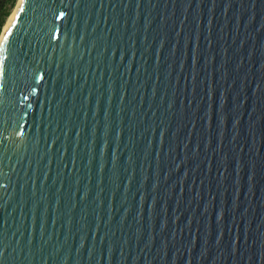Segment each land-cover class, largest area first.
I'll use <instances>...</instances> for the list:
<instances>
[{"label": "water", "instance_id": "obj_1", "mask_svg": "<svg viewBox=\"0 0 264 264\" xmlns=\"http://www.w3.org/2000/svg\"><path fill=\"white\" fill-rule=\"evenodd\" d=\"M9 25L4 264H264V0H21Z\"/></svg>", "mask_w": 264, "mask_h": 264}, {"label": "snow or ice", "instance_id": "obj_2", "mask_svg": "<svg viewBox=\"0 0 264 264\" xmlns=\"http://www.w3.org/2000/svg\"><path fill=\"white\" fill-rule=\"evenodd\" d=\"M22 2L25 4V7H31V5L35 3V0H22ZM61 3H63V0H61ZM64 15V12H60L59 17H63ZM13 30L14 25H9L7 28H5L3 27L2 21H0V77H3L8 70L5 67L7 58L4 53L8 52L10 48L16 43V41L13 39ZM4 89L5 84L3 80H0V97H3ZM2 105L3 99H0V145L4 144L7 140V137L4 136V132L7 131L6 125L9 123L8 120L4 119L6 113L4 112ZM4 252L5 248L0 245V264H4ZM262 259H264V257H262Z\"/></svg>", "mask_w": 264, "mask_h": 264}, {"label": "trees", "instance_id": "obj_3", "mask_svg": "<svg viewBox=\"0 0 264 264\" xmlns=\"http://www.w3.org/2000/svg\"><path fill=\"white\" fill-rule=\"evenodd\" d=\"M17 0H2L0 4V21L3 23V27L10 16L13 7L15 6Z\"/></svg>", "mask_w": 264, "mask_h": 264}, {"label": "bare ground", "instance_id": "obj_4", "mask_svg": "<svg viewBox=\"0 0 264 264\" xmlns=\"http://www.w3.org/2000/svg\"><path fill=\"white\" fill-rule=\"evenodd\" d=\"M20 3H21V0L18 1L17 6L15 7L13 13L11 14V16H10L9 19H8V21H7L6 24H5V28H7V26L9 25V23L13 20L14 15H15V13H16V11H17L19 5H20Z\"/></svg>", "mask_w": 264, "mask_h": 264}, {"label": "rangeland", "instance_id": "obj_5", "mask_svg": "<svg viewBox=\"0 0 264 264\" xmlns=\"http://www.w3.org/2000/svg\"><path fill=\"white\" fill-rule=\"evenodd\" d=\"M18 1H19V0H17V2H16V4H15V6L13 7L11 14L13 13V11H14L15 7L17 6V4H18ZM1 2H2V0H0V4H1ZM11 14H10V16H11ZM10 16H9V17H10ZM9 17H8V19H9ZM8 19H7V21H8ZM7 21H6V22H7ZM5 24H6V23H5ZM4 27H5V25H4Z\"/></svg>", "mask_w": 264, "mask_h": 264}]
</instances>
